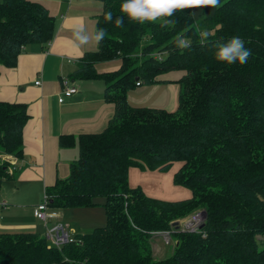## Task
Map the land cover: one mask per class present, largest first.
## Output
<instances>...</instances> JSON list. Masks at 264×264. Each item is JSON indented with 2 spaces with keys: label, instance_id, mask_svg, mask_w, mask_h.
I'll return each mask as SVG.
<instances>
[{
  "label": "trees",
  "instance_id": "trees-1",
  "mask_svg": "<svg viewBox=\"0 0 264 264\" xmlns=\"http://www.w3.org/2000/svg\"><path fill=\"white\" fill-rule=\"evenodd\" d=\"M97 29L106 36L80 60L83 79L102 78L105 98L115 105L108 127L79 137V158L70 174L46 188L52 210L100 206L108 223L61 249L34 233H1L0 264H264V0H220L214 17H194V8L175 13L174 25H143L123 15L124 0H99ZM206 10L209 7H202ZM113 13L106 23L104 14ZM55 18L30 0L0 1V65L15 68L23 48L47 47ZM209 33L206 45L200 34ZM191 47H175L177 35ZM239 36L252 55L244 65L215 58L216 44ZM135 54V58H129ZM120 60L118 71L99 75V63ZM183 71L178 109L133 106L128 94ZM30 119L23 104L0 101V190L14 172L8 157H22ZM71 137L60 139L72 147ZM191 198L165 201L130 185L131 169L169 172ZM203 213L205 224L186 231L180 220ZM169 233L170 258L156 260L153 244ZM153 238H156L154 241ZM153 240V242H152Z\"/></svg>",
  "mask_w": 264,
  "mask_h": 264
},
{
  "label": "crops",
  "instance_id": "crops-1",
  "mask_svg": "<svg viewBox=\"0 0 264 264\" xmlns=\"http://www.w3.org/2000/svg\"><path fill=\"white\" fill-rule=\"evenodd\" d=\"M30 1L44 5L55 18V36L47 47L23 48L17 67L0 65V101L23 104L30 115L24 129L22 157L7 158L16 170L15 178L5 181L0 190V234L34 233L45 238L41 235L46 227L35 217V208L42 204L46 188L69 176L70 165L79 158V137L103 132L114 117L115 105L105 98L107 84L102 78L86 80L77 74L82 57L97 52L99 45L90 44L77 50L71 43L70 26L73 24H82L90 34L96 31L98 17L103 11L102 2ZM65 18L69 20V28L62 27ZM120 67L121 61L115 60L99 63L96 70L101 75L118 71ZM184 74L183 71L170 72L161 76L157 84L136 87L128 94L129 103L175 112L179 81ZM65 80L76 87L78 93L60 104L58 100ZM63 136L71 137L74 146L62 148L60 139ZM177 170L178 165L166 175L168 172L131 169L130 185L141 187L147 196L155 199L171 202L189 199L191 192L173 183ZM170 188L172 192L166 193ZM50 212L53 216L48 225L55 227L54 222L61 221L63 215L59 210L58 213Z\"/></svg>",
  "mask_w": 264,
  "mask_h": 264
},
{
  "label": "clouds",
  "instance_id": "clouds-1",
  "mask_svg": "<svg viewBox=\"0 0 264 264\" xmlns=\"http://www.w3.org/2000/svg\"><path fill=\"white\" fill-rule=\"evenodd\" d=\"M194 7H221L220 0H124L120 6V12L123 14L115 18V27L122 28L124 26V17L129 21L136 22L141 25L145 23L155 24L159 22L160 27L167 28L169 25H174L175 20L171 17L178 11H185ZM106 23L113 22V13L108 11L104 14ZM62 27L69 28V20L65 18ZM72 32L71 43L72 46L79 50L87 45L98 46L105 38L106 29H97L94 33H88L83 25H71ZM209 40V33L202 32L199 38V44L204 46ZM175 47L181 51L191 47V40L184 35H177L175 38ZM217 51L215 58L218 62L227 65H240L247 63L249 57L252 55L251 49L245 47V42L239 36L232 37L225 43L216 44ZM135 58V54L130 57Z\"/></svg>",
  "mask_w": 264,
  "mask_h": 264
},
{
  "label": "rangeland",
  "instance_id": "rangeland-1",
  "mask_svg": "<svg viewBox=\"0 0 264 264\" xmlns=\"http://www.w3.org/2000/svg\"><path fill=\"white\" fill-rule=\"evenodd\" d=\"M215 15H216V8L209 7L206 10H204L202 7L194 8V17L197 20H200L202 16L212 18ZM169 173L170 172H168L166 175H168ZM167 179H168V176H167ZM171 192H172V188L166 191V193H171ZM43 202H44V195H43ZM98 202L99 204H101L100 206L84 208V209L59 210L60 213L63 215V218L60 219L61 221H55L54 226H60V225L65 226L69 234L75 238L91 233L97 228L105 227L108 223V220H107L106 211L103 207L104 200L99 199ZM54 211L58 213V210H54ZM197 214L198 213H196L195 215ZM191 217L180 220L181 227L185 228V230L188 232L195 229V228L194 229L191 228V225H190V222H192V219H190ZM205 220L206 218L202 214L201 221H200L202 226L205 224ZM196 231H198V229L195 231H191V232H196ZM41 236L46 237V232H44V234H42ZM155 239L156 238H153L154 241H156ZM258 239L260 241H264V237L262 236L261 237L259 236ZM158 241L159 242L157 244L159 247H157L156 242L153 243L155 244L153 245L155 259L165 260V259L170 258L175 248V242L172 240V242L167 245L164 238H159Z\"/></svg>",
  "mask_w": 264,
  "mask_h": 264
},
{
  "label": "built area",
  "instance_id": "built-area-1",
  "mask_svg": "<svg viewBox=\"0 0 264 264\" xmlns=\"http://www.w3.org/2000/svg\"><path fill=\"white\" fill-rule=\"evenodd\" d=\"M36 85H40V83H36ZM63 85H64V90L58 100L60 104H63L66 101V99L72 98L75 94L78 93V89L72 86L69 81L65 80ZM11 170L12 172H14L16 169L15 167L12 166ZM3 205L6 206L7 204L3 203ZM51 210L52 209L49 207L47 192H45L44 202H42V204H40L38 207L35 208L34 215L45 225L46 227L45 238L49 242L50 246L53 248L61 249L63 246L67 244L76 243L78 239L72 237L65 228V226L60 225L53 227L48 225L49 219L53 216L50 212ZM202 214L203 213L201 212L198 213L197 215H193V217L190 218L192 219V222H190L191 228L192 229L195 228L194 230L191 231H195L197 229L199 230L202 227V224L200 223ZM161 235L165 239L166 244L167 245L170 244V240H171L170 234L165 232L162 233Z\"/></svg>",
  "mask_w": 264,
  "mask_h": 264
}]
</instances>
